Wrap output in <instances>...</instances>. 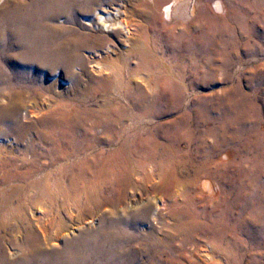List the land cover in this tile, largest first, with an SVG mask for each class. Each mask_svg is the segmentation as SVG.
Listing matches in <instances>:
<instances>
[{
  "label": "bare ground",
  "instance_id": "obj_1",
  "mask_svg": "<svg viewBox=\"0 0 264 264\" xmlns=\"http://www.w3.org/2000/svg\"><path fill=\"white\" fill-rule=\"evenodd\" d=\"M257 18L264 19V0H0V86L5 85L0 89V97L9 101L5 108H0V113L8 114L15 124L25 97L33 100L45 97L50 91V85L43 82L44 75L54 76L62 72V76L72 84L68 92L74 96L82 93L79 92L81 78L74 71L78 67L85 72L86 58L93 62L90 65L92 72L105 74L101 80L93 79L87 83L89 95L99 91L103 94L100 98L102 106L97 111L82 107L80 100L76 103L72 97V103H57L61 108L51 112L53 117L48 123L45 121L46 129L37 133L36 139L44 148L41 155L47 158L41 159L45 167L42 166L40 177L32 181H25L26 177L19 178L22 185L12 192L18 196L17 202L0 214V264H124L121 260V230L126 223L123 220L103 217L97 229H88L68 238L81 222L87 220L81 204L92 210L102 205L111 209L113 202L90 186L88 190L78 188V181H81L78 179L70 178L68 188H64L61 177L58 179L54 170L62 173L73 167L83 178V172L102 159L100 176L106 177L115 165H120L123 181L130 186V176L133 173L137 175L138 170L144 168L145 161L168 153L164 144L158 140L153 142V127L149 135L142 137L140 134L166 100L171 102L166 107L169 111L182 112V120L175 124V131L185 129L192 140L199 132L211 140L212 145L206 149L208 157L200 159L202 171L210 168L214 162L209 156H218L225 142L214 127L209 126L205 131L200 128L215 123V118L202 112L205 107L190 118L189 109H184L179 103L182 95L178 86L163 74L175 76L174 70L177 69L179 79H183L192 73V69L197 72L203 70V65L209 61L207 49L208 52L218 50L227 59L230 51L237 57L240 37L255 31V27L248 28V23L255 24ZM116 36L123 37L118 40L123 50L116 59L121 64L119 67L110 62L109 56L116 54L111 44V37ZM164 50L179 53V63L171 66L161 57L164 61L159 64L156 57L159 54L164 56ZM229 60L233 58L229 57ZM100 61L106 62L107 67H103ZM134 76H139V83L125 80ZM233 94L239 101L233 99L229 107L234 112L230 115L231 121L236 117L243 118L244 108H247L246 97L241 96L239 90ZM94 129L100 130V137L94 134ZM101 137L105 138L108 147L116 146L114 161L117 164L108 161L106 156L95 155L67 166L72 158L85 157L92 149L89 146L91 142L102 145ZM200 141L203 143L204 140ZM260 145L264 148V144ZM159 150L161 153H156ZM221 156L226 157V153ZM183 165L189 167L193 163L187 161ZM172 172L160 169L162 187L174 200L182 195L185 203L193 206L198 199L196 195L201 194L211 203L215 202L216 207L221 205L219 212L224 213L222 215L239 213L238 206H241L243 210L240 213H244L247 219L264 222V177L256 175L257 171L249 176L237 168L233 177L227 178L226 183L223 181V187L211 178H204L197 192H194L192 180ZM2 209L0 207V213ZM149 211L150 207L144 206L134 216L146 215ZM206 213L213 217L212 212ZM66 215L70 223L64 221ZM196 215L191 214V219ZM218 220L219 217L214 218L213 223ZM244 224L243 220L244 229L250 233L251 226ZM200 228L190 225L184 228V233L190 230L205 232L204 227ZM219 236L227 238L222 233ZM232 241V248L238 253L243 244L237 238ZM46 242L51 246L62 244L59 249H48ZM13 254L17 256L8 257ZM198 254L212 258L205 248H200ZM231 255L233 261L239 259L238 254L234 259L233 251ZM232 256L225 257L229 259Z\"/></svg>",
  "mask_w": 264,
  "mask_h": 264
},
{
  "label": "rangeland",
  "instance_id": "obj_2",
  "mask_svg": "<svg viewBox=\"0 0 264 264\" xmlns=\"http://www.w3.org/2000/svg\"><path fill=\"white\" fill-rule=\"evenodd\" d=\"M259 18L256 19L258 22H255V24L254 22L248 23V28L255 27L253 28L255 31L251 33L252 35H247L246 32V35L243 34L240 37L237 57L232 51L229 52L227 59L218 50L217 52H208L209 49H207L206 54L209 61L204 65L201 62L203 70L197 72L192 69V73L186 74L183 79H179L180 75L177 73L178 70L176 68L174 74L177 77L171 74H163L164 77H169L168 79L178 86L182 95L179 103L184 109H189L190 118H194L196 112L204 107L202 112L205 111V114L212 116L211 118L213 119L215 118V123L204 125L202 126L203 128H200L201 131H205L209 126L214 127L221 136H219L221 140L225 142L218 156H209L214 162L209 166L210 168L202 171L200 162L204 157H208L206 149L212 145L211 140L204 138L199 132L195 133L192 140L185 129L175 131V124L180 119L182 120V112L179 110L169 111V108L167 109L166 107L171 102L168 100L163 101L161 106H159L158 113L153 115L152 121L146 123V128L144 127V131H141L140 134L142 137L149 135L148 133L152 132L153 127V142L159 141L162 145L164 144L163 146L167 148L168 153L167 155L157 156L151 161H145L144 168L138 170L137 175H133V173L130 176L131 187L127 186L123 181V176L120 174L122 172L120 165L113 167L112 172H115L114 175H111L112 172H110L106 177H102L99 175V170L103 165V160L101 159L93 168L83 172V178H80L81 174L70 166L91 159V156L95 155L106 156L108 161H114L117 148L116 146L108 147L103 137H101L102 145L92 142L89 144L92 149L88 151L85 157L72 158L71 162H67L68 165H66L72 169L67 172L65 169L62 173L54 170V173H58L57 178L61 177L64 188H68L70 178L78 179L81 180L78 181V188L88 190L90 186L92 189L100 191L101 196H106L113 202L111 209L102 205L92 210L81 204L85 216L84 219L87 220L81 222L82 224L74 231V234L70 237L68 236V238L77 236L88 229H97L100 226V220L103 217H108L123 220L126 223L121 230L123 231L121 260L124 261V264H232L234 262L236 264H264V222L247 219L248 217L244 213H240L243 210L241 206H238L240 212L236 213L237 215H222L224 213L219 212L221 211V205L216 207L215 202L211 203L201 194L196 195L198 199L193 206L185 203L182 195L174 200L162 187L160 177V169H165L168 172L173 171L174 175L186 176L193 181L194 192L198 191L197 188L204 178H211L214 182H217L219 187H223V181L225 182L227 178L233 177L237 168L249 176L255 175L253 172L257 171L256 175L264 177V148L260 145L264 144V19ZM122 39V36L111 37V44L115 47L116 54H109L110 62L117 67L121 66L120 62L116 60L117 55L123 51L118 40ZM164 51V56L159 54L156 57L157 60L159 59L158 62L160 61L159 64L164 61L161 60V57L167 60L164 62L169 65L172 64L171 66L179 63L178 61H180L179 58L181 57L179 53L169 50ZM85 55L87 57V53ZM229 57H232L233 60H229ZM199 59L201 60V58ZM85 62L84 70L86 73L78 67L74 71L75 74L77 73L76 76H79V79L81 78L79 84V92H82L81 94L77 93L74 96L69 94L68 89L72 84L62 76V72H57L54 76L44 75L43 82L50 85V91L45 97L34 98L33 100L25 97L22 102L24 106L22 105L19 109L16 124L10 120L8 114L0 113V207L1 209L3 208L0 214H3L8 206H14L17 202L18 196L12 192L16 188L21 187L22 184L19 178L24 179L26 177L25 181L29 182L39 178V173L43 172L45 165L42 164L41 159L47 158L41 155L44 148L36 139V135L46 129L49 119L53 117L51 112L61 108L57 103L66 104L74 97L77 100L76 103L80 100L81 106L90 110L97 111L102 106V92L99 91L89 95V84L87 83L92 82L93 79L99 81L104 78L105 74L97 75L91 71L92 60L86 58ZM100 62L103 67H107L106 62ZM138 77H129L125 78V80L127 82L132 81L131 83H139ZM4 87L5 85H2L0 89ZM235 90H239L242 94L241 96L246 97L245 106L247 108H244L243 118L236 117L237 119L235 118L231 121L230 117L234 112L229 107L233 103V99H238L236 98L238 96L236 95L235 97V94H233ZM8 102V99L0 97V108H5ZM166 110L168 112L164 113ZM87 122L88 124L90 123L89 121ZM221 127L222 129L220 130ZM94 134L100 137L101 132L94 129ZM178 135L180 136L178 137ZM232 136L236 137H234L235 141H233ZM198 137L202 141L204 140V144ZM156 153L160 154L161 150ZM224 153H226V157L221 156ZM248 160H254L255 162L252 164ZM187 161L192 162L193 166H184L183 163L187 164ZM114 164L117 163L115 162ZM193 169L196 171H193ZM232 172L234 173L232 174ZM21 174L24 175L21 176ZM31 175L33 177L29 178ZM5 196L6 198H4ZM214 205L215 207H213ZM144 206L150 207L149 213L139 217L134 216ZM211 206L213 207L212 209ZM205 211L212 212L213 217H209ZM191 214L192 216L194 214L198 215H196V218L191 219ZM216 217H219V220L213 223ZM243 220L245 224L248 223L251 226L252 231L250 233L244 229ZM64 221L70 223L67 215L64 217ZM190 225H196L199 228L204 227L205 232L190 230L188 233H184V228H189ZM214 233L218 235H214ZM221 233L227 238L220 237L219 234ZM235 238L238 241L241 240L240 242L243 244L242 249L238 253L233 250L231 244ZM46 244L48 249H59L62 242H59L56 246H51L49 242H46ZM200 248H205L212 254V258L199 256L198 251ZM230 248L234 252L235 260L237 258L236 254L239 256L236 261H233ZM4 249L6 253L9 252L7 247ZM225 254L232 257L227 259ZM14 256L16 257L17 254L8 257L13 258Z\"/></svg>",
  "mask_w": 264,
  "mask_h": 264
}]
</instances>
